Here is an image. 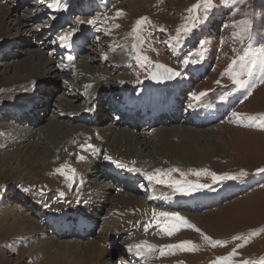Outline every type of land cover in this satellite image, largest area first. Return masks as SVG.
<instances>
[{"label":"rangeland","instance_id":"rangeland-1","mask_svg":"<svg viewBox=\"0 0 264 264\" xmlns=\"http://www.w3.org/2000/svg\"><path fill=\"white\" fill-rule=\"evenodd\" d=\"M83 1L64 0L61 3V0H45L43 6L44 8L47 6L49 11H51L50 17L56 16L58 18V16L65 14L67 16L70 8L77 7L81 9L79 5L83 4ZM98 1V5L102 3L108 4L97 6L98 8L94 13H88L83 17H80L79 14H74V16H77L72 27L79 31V26L85 23L81 19L86 18L88 21H94V23H86L85 25H91L92 28L97 30L99 28V31L102 29L100 31L101 36L108 31H110V34L104 38L102 43L99 41L91 43L90 41L84 54L74 65L76 67H73L68 72H60L61 76L66 79L64 83L69 85V83L85 82L83 68L80 66L81 61L86 60V69L88 68V71L86 70L84 74H94L93 77H96L95 89L87 90L89 93H93L90 94L92 99L95 98L99 101L101 96L111 90L121 93L129 92L139 109L144 105L157 107L159 101L158 105H163L167 103L165 102L167 99L171 98L170 107L176 108L181 104L179 112H182L181 117L170 118L163 122H159V118L157 119L154 116L153 121L156 119L157 121L151 126L150 130L146 128L147 124L149 126V122L147 124L144 122L145 128H133L135 130L134 134L138 133V129L139 131L141 130L140 134H145V137L141 138V140H144L141 144L135 143V139L132 144L134 148H138L137 150L135 149V155H139L138 158L145 157L143 160H135L134 163L137 168L142 170L136 172L139 178L142 179V183L147 184L148 190L142 188L141 191H138L136 190L137 186L133 185L130 190L127 189V194L131 193L136 197V199L133 198V205L118 212H116L119 210L117 205H114L115 208L112 207L115 213H121L117 227L122 228L125 223L131 224L125 227L128 233L126 237L124 235V240L118 244L120 247L116 248L117 252L112 251V259L107 264H141V259L138 260L135 255L133 256L134 253L137 254V249L133 252L130 251L133 254L127 252L129 245H136L141 242L156 246L151 250L148 249L147 245L143 247V252L146 250L148 254V263L142 262V264H162V258H164L163 262L165 264H212V261L216 260L217 257L229 254L238 244H242L243 247L236 249L238 254L232 257L233 264H240L243 260L262 264L264 262V171H261V169H264V128L259 125L264 122V83H261V80L264 79V0H212V6L207 8V10L203 7V0H152L150 5L142 6L138 12H130L128 10L129 6L127 3L131 0ZM40 2L42 4L43 0H40ZM90 2L92 3L94 0H90ZM198 2L201 3V7L189 12L188 9ZM74 3L78 5L75 7V5L73 6ZM0 5L1 7L15 8V6L9 5L8 2L0 3ZM118 10L122 11L123 14L117 16ZM60 11H62V14H60ZM26 14L29 18H27ZM33 14L29 11L16 12V16L20 18V21L27 22V25H31L30 29L34 30L32 35H27L23 31V36H26L25 41L29 40L31 47L26 44H13L9 51H5L0 56V62L8 61L4 66L0 67V75L2 73L0 84L7 82L18 84L16 80L12 79L17 76L15 74L24 75L29 71L28 68H25L26 64L23 62L30 64L34 62L35 64L36 55H32L34 58L31 57V62H29L27 58L30 55H26V50H29V52L37 50L44 54L47 59L50 60L51 58L49 52H51L53 46H46L44 49L43 44L40 48L36 43L41 40V32L38 26L45 24L44 28H47L49 21L52 19H45V16L38 12L36 20L43 19L36 22L34 25L37 26H34L30 24V22L33 23L34 21L30 18L33 17ZM16 16L3 19L4 22L0 20V34L5 32L3 37H0V40L7 41V33L10 31L14 34L9 36V38L21 35L17 29H14ZM142 17L147 18V21L140 25L136 31H133L136 28V21ZM77 21L79 22L76 23ZM8 28L10 29L9 31L7 30ZM66 28L63 29V33L61 31L60 34L62 36L66 33ZM185 28L188 31H185ZM16 33H18V36ZM73 35H76V33L74 32ZM21 50L23 52H19ZM114 53H118L121 59L116 58L115 61H112L111 57ZM7 54H13L16 60L9 61L11 57L4 58ZM59 55L61 54H54L56 59L58 58L59 60V66H63L65 65V60ZM143 57H147L148 61L143 60ZM56 61L54 64H49L51 70L47 78V83L51 84L49 85L50 88L54 89L49 95L52 104L49 105V109L44 107L39 109L36 107L37 104L33 108L34 110L38 109L35 112L37 117L42 116L44 118V110L49 114L47 122L40 125L44 127L43 131L45 134L49 133L45 129L49 125L48 121L60 117V112L63 111V108H59V106H63L67 100H70L68 103L78 106H81V104L83 106L87 105L81 99V96H75L78 93H72L73 89L70 91L72 94L68 95V97L65 96L64 88L66 89L67 86L60 84L59 78H56V74H54L59 67H57ZM153 61L165 64L180 73L179 78H176L178 80L175 79L176 82L171 85L173 87L168 85L170 87L167 92L157 93L145 85L147 84L146 81ZM17 63L23 68V71L19 72V68L16 69ZM51 63L53 62L51 61ZM38 65L42 66L40 68L42 72L46 71L44 73H47L48 68H43L42 63ZM230 65L231 70L229 72L227 70ZM248 68L251 69L250 76L246 72ZM6 70L8 73H3ZM242 71L245 74L241 78L248 81L246 87L236 86L232 79L233 74ZM53 74L54 77L50 78ZM29 75L31 76V73ZM35 77L38 81V75H35ZM41 81L42 79H39L35 86L24 91L25 94L28 93L29 95L35 91V96L38 98L37 102H41L45 98L41 93L46 91V88L36 90L41 85ZM188 81H191L189 87L186 84ZM179 84L184 86L185 93L181 96L182 99L178 100L175 89L178 88ZM15 91H2L0 89V97L4 96L5 93L6 96H22L23 92L16 91V94ZM249 91L251 95H249ZM194 93L199 97L198 99H193ZM200 93H205V95L200 96ZM60 94H62V97H60ZM222 96L224 99H221ZM18 99L21 101L20 98ZM72 99H76V101H72ZM77 99L79 100L77 101ZM101 102L102 105H105L100 108V110L102 109L101 117L106 122L102 121L100 124L93 125L84 121L83 123L88 125L86 126L78 122L72 123L69 121L71 116L66 115L61 116V119L56 121L64 120L71 125H82L85 129H83L85 134L87 133L86 129L93 127L97 128L100 133L105 131L106 128L117 126V128L121 129L127 128L125 126L126 123H123V125L118 123L117 113L115 115L109 112L107 102L105 104L103 103L104 101ZM11 103H17V99H13ZM95 104L90 103V108H94ZM214 104H219L220 107L224 104L228 106L224 112L220 111L219 117L208 116L205 118V113L213 109ZM6 110V107L0 108L1 113ZM234 112L244 114L245 118L237 120L232 115ZM194 114L195 118L192 117ZM84 115H86V112ZM165 116H167V113ZM85 117L88 119L90 115L87 114ZM200 117L205 119V121L197 123ZM247 117H253V119H247ZM26 118L29 119L28 117ZM163 118L165 117L163 116ZM208 118H211V120L207 121ZM11 121L12 119H7V117L0 118V264H43L48 256L53 253L48 251L40 254L42 248L35 241L39 235H34L39 230L16 236L20 233L18 230L20 228L19 225L25 224L23 221L19 222L18 225L12 224L16 218L18 219V214H22L19 216L28 214L41 227V230L49 231L54 235L50 225L47 224L49 220L43 218L45 216L39 217L38 215L40 214L34 212L30 208V204L37 203L42 210L47 211L49 215L51 214L50 216L61 217L69 214L72 210H76L80 207L78 203H82V195L76 190L78 176L85 180L87 185H92L95 180L98 183L100 182L103 188L110 187L112 184L105 183V181L102 182L95 170V173L92 170L93 174L92 172H87V174L86 171H84V175L82 174L83 172H79V174L75 167L71 166L73 164L82 166L81 163L76 160L77 156H69V159L66 160L67 154L70 155L71 150L64 151L63 144L60 147L61 151L56 154L57 156L53 157L52 154L48 162L43 164L47 167L38 166L35 168L34 165L36 164L31 165L28 174L23 180L13 179L12 176H8V170L15 165L9 156L13 153L21 152L27 154L31 147L42 140L37 138L42 134L40 126H38L39 131L34 130L33 134L30 131L32 129H27L29 136H23L26 139H23L20 135L13 136V133L9 131L13 127L10 126ZM24 123H26V120H24ZM64 124L63 122L60 123L61 128H64ZM14 125L19 128L24 127L19 123ZM26 125L29 126L30 124L26 123ZM174 127L183 128L182 131L190 130L196 133L186 131V138H184L182 143L179 137H183L184 132L179 137L167 136L171 132L166 134L167 139L172 140L171 143L175 145L174 148L172 144L165 146L163 142H153L157 138L156 134L162 135L161 130L160 133L158 132L159 129L169 130ZM58 132L60 133L61 131ZM41 136L44 140L49 139L44 134ZM79 139L81 137L77 136L75 141ZM72 140V138L67 141L64 140L66 143L64 145L67 146ZM123 140L126 142L125 139ZM85 143L87 144V142ZM155 144L156 146H154ZM183 144H186V149L183 148ZM62 165L68 166L64 169V175L55 171ZM71 169H74L75 172H71ZM172 169H178V171H171ZM157 170L161 173L159 178L168 181V183H158L155 179H148L146 173L155 175ZM203 170H207V172ZM196 172H200V175H196ZM242 172L245 175H241ZM211 173H215L217 176L232 175L237 178L234 180H213ZM125 174L127 176V173ZM173 181H179L184 187L190 184H207L209 187L196 188L194 191H177V185ZM85 182L82 181V183ZM112 186H115L116 190L113 191V194L123 193L117 190L119 186L114 184ZM151 192H157L160 195L159 201L152 202L150 200V203H147L148 208L141 206ZM169 195L176 196V199L184 198L185 201L187 198L198 195L200 197L222 195V199L202 209L191 208L190 203L187 202L181 204L182 208L176 209L168 207L169 202L166 200ZM162 212L179 214L188 223L200 229L201 232L179 224L178 230L174 231L173 235H167L163 231L161 224L176 225L178 222L174 219L166 220L164 217H160L158 214ZM154 213L157 215H154ZM157 221H161V223H157ZM104 222H107V220H102L100 225L96 227L99 230L93 238L80 239V242L92 241V239L95 240L97 238L98 240H96L101 243L98 238L101 232V225L109 227V230L105 232L109 238L113 236L111 234L120 231ZM135 225H141L137 234H134ZM160 227L162 228L161 230L159 229ZM155 228L157 230L151 232ZM253 231L258 234L250 235ZM146 233L154 235H146ZM201 233L211 237L213 240L227 241V243L213 247L208 241L204 240ZM22 236L29 238L31 242L28 244L23 243L25 239ZM234 236H240L241 238L233 239ZM245 238L249 241L247 244L244 243ZM100 239L105 240L106 237L101 235ZM182 241H192L197 246V250L189 251L186 248L182 249L179 247L165 248L163 249V254H161L160 246L179 245ZM13 245L18 250L12 249ZM34 252L37 255L33 254ZM141 256L142 260H144L145 256L139 255V257ZM33 257L38 259L37 263ZM104 262L106 261H103L102 264Z\"/></svg>","mask_w":264,"mask_h":264},{"label":"bare ground","instance_id":"bare-ground-1","mask_svg":"<svg viewBox=\"0 0 264 264\" xmlns=\"http://www.w3.org/2000/svg\"><path fill=\"white\" fill-rule=\"evenodd\" d=\"M151 1L152 0H131L127 3L129 6L128 10L130 12H138L142 6L150 5ZM83 2H84L83 4L87 3L86 8L90 7L91 5H94V2L91 3L90 0L89 1L85 0ZM83 4L79 5V6H81L80 10L86 11V10H83V7H85V5H83ZM76 5H78V4H76ZM16 12H17L16 8L11 9L10 7H6V6L1 7V5H0V20L3 21V19H6L8 17L16 16ZM60 14H62V11H60ZM67 15H69V11H68ZM56 18H57L56 16H52V20H54ZM52 20L50 21V23L52 22ZM14 21L16 22L14 29H17L21 33V35L19 33V35H20L19 37L15 36L14 38H9V36H12L14 33L11 31L8 32L7 33L8 36L6 39L7 41L0 40V54L5 50L8 51L9 48L11 47V45H13V44H26L28 47H31L29 45L30 41L29 40L25 41L26 36H23L24 32H26L27 35L28 34L32 35L34 33V30L30 29L31 25H27V22L25 23V22L20 21V18H18L17 16H16ZM81 21L85 22V23L82 24V22H81L82 25L79 26V31H76L75 27H72V26L71 27L69 26L66 28L65 32L71 31L72 28L75 29L74 32L76 33V35H72L71 38H76V36L80 32H83V31L85 32L87 30V28L89 26H91V25H85L86 23H88V20L86 18H82ZM78 22L79 21H77L76 23H78ZM31 23L32 22H30V24ZM214 23H216V21H214ZM118 28H120V27H118ZM7 30L9 31L10 29L8 28ZM89 30H95L96 31L95 28H90ZM4 33L3 34L1 33L0 37H3ZM62 33H63V30H62ZM97 33H98V36L96 39H98L100 37L101 38L98 40H96V39H94V40L102 43L104 38L109 36L110 31L104 33L103 36H101L99 30H97ZM17 34L18 33H16V35ZM90 35L91 34H89V36ZM31 39H32V37H31ZM32 44H33V42H32ZM40 46H42V44H40ZM23 50H25V49H23ZM19 52H23V51L21 50ZM25 53H26V55H30L27 58V61H29V62H31V57L34 58L32 55H36L35 56L36 58L34 59L35 64H34V62H31V64L23 62L26 64L25 68L29 69L28 73L24 74V75L19 74V73L15 74L17 76L15 78H12V79L16 80L18 84H10L9 82L0 84V87H2L0 89L2 91H15L16 90L20 93L23 92L22 96H21L22 98L20 97V95L6 96L5 95L6 93L4 94V96L0 97V108L6 107V109H7L3 113H1V111H0V118L9 117L8 115L10 114V112L14 111L15 107H17L19 109H23L26 117H28L30 121L35 123L34 126H31V125L27 126L26 123H24V120L14 121L12 119L10 126H13V127L9 130L10 133H13V136L20 135V137H22V138L24 135L29 134V131L27 129H32V130H30L32 134H33L34 130L39 131L38 126H40L44 122H47V118L49 115V114H47V111L44 110L43 111L44 118H42V116L37 117L35 112L38 109L36 111H33V108L35 106L34 102L36 103V100L38 99L35 96V91L33 93H31L30 95L28 93L25 94L24 91L30 87L35 86L36 83L39 81V79H42L41 85H39L36 88V90L38 91V90L46 88V91L41 93V94H43V96H45V98L41 102L36 103V104H38L36 107L39 109L42 107H44L45 109H49V105L52 104V101H50V99H49L50 98L49 95L54 90V89L50 88L49 85H51V84L47 83V78H48L50 70H51V67L49 66V64L50 65L54 64V62L57 60L56 65H57V67L59 66V60H58V58L56 59V57L54 56L55 52H52V53L49 52V55L51 56L50 60L47 59L44 54L40 53L37 50H34L33 52H29V50H26ZM59 53H60V51H59ZM60 56L63 57V59L65 60L64 56L59 55V57ZM8 57H11L9 59V61L10 60H16L15 59L16 57H14L13 54H11V55L7 54L4 58H8ZM116 58L119 60L121 59V57L118 55V53L117 54L114 53L113 56L111 57L112 61H115ZM51 61L53 63H51ZM7 62H5V61L0 62V67L4 66V64ZM40 63H42L43 68H48L47 73H44L46 71L42 72V70L40 69V68H42V66H39V65H38L39 67L37 66V64H40ZM12 64H14V63H12ZM18 64L19 63L16 64V69L19 68V72L23 71V68L20 67ZM80 67L83 68L82 71H83V75L85 77V82L80 81L79 83H76V84L75 83H69V85H67L64 83V81L66 79L63 76H61L60 72L70 71V69H68V67L66 65L59 66L56 69V73L54 72V74H56L55 75L56 78H59V83L60 84L62 83L63 85L67 86L66 89L64 88L65 96L68 97V95H70L72 93H74V94L78 93V95L75 94V96H77V97L81 96V99H83L84 102L87 103V105H85V106H83V104H81V106H78V105L72 104L70 102L68 103V101H70V100H67L63 104V106H59V108H63V111L60 112V117L64 116V115L71 116L69 121H71L72 123L78 122V123L84 124L82 121L80 122V121L73 120V116L80 115V114H83L86 112V115L88 114V115H90V117L88 119H85V121L90 122L93 125L100 124L102 121L106 122L105 120L102 119V117H101L102 109L100 110V108L105 106V105H102V102H101V101H104L103 103L105 104L107 102L108 106L112 107L114 111L118 110L116 113L118 114L117 120H119L118 121L119 124L122 123V120H124L123 123L125 122L126 124H128V123H130L129 122L130 120H134V119L138 120L139 119L138 117H135V118L128 117L127 114H124L122 112L123 108H127V107L135 108V104H127L126 102H121V101L117 102L114 99L115 95L111 96V94L113 92L112 90H111L112 92L110 91L111 93L108 92V93H105L103 96H101L99 101H97V99H95V98L92 99V96L90 94H93V93H89L87 90H90V89L94 90L95 89L94 87H95V78L96 77L95 78L93 77L94 74H87V75L84 74L86 72V70L88 69V68L86 69V60L81 61ZM91 67H93V66H91ZM5 72L8 73L7 70L4 71L3 73H5ZM29 73H31V76L29 75ZM54 74L51 75L50 78H53ZM1 75H2V73H1ZM35 75H38V78H39L38 81L36 80ZM25 79H27L28 81L27 80L25 81ZM7 81H9V80H7ZM33 81H35V82H33ZM31 82H33V83H31ZM175 82L176 81H174L172 84L174 85ZM186 84H187V87H189L191 84V81H188ZM145 85H147V87L149 89H151L157 93L158 92H160V93L161 92H167V91H169L168 88L171 86L170 85L169 87H165L163 89H156V88L149 86L148 84H145ZM171 87H173V86H171ZM178 88L175 89V93H176L177 99L179 100V99H182L181 96L185 92H184V86L182 84H179ZM72 89H73V92L71 93L70 91ZM97 92H100V91H97ZM60 93H61V91H60ZM127 93H129V92H127ZM16 94H17V92H16ZM60 97H62V94H60ZM18 98H20L21 101ZM13 99H17V103H11L13 101ZM78 100L79 99H77V101ZM169 100L171 101V98L167 99L165 101L167 103H165L163 105H158L159 103H157V108H155L153 110V117L154 116L157 117V114L162 115L161 117H158L159 122L167 121L170 118L173 119L175 117H177V118L181 117L182 112L181 113L179 112L180 111L179 107L181 104H179L178 107H176V108H173V106H172L171 107L172 109H168V112L170 111L172 113H170L167 116V118L163 119V116L166 114V112H162V109H163L162 107L164 105H166V106H168V104L170 105ZM63 101H64V99H63ZM72 101H76V99H72ZM90 103L91 104L96 103L95 107L91 109L89 106ZM181 103H183V102H181ZM175 104H177V103H175ZM7 105H9V106H7ZM97 106L99 109H97L98 112H95ZM221 106L222 107H220L219 104L215 105L211 112L209 111V112L205 113V118L210 116V115H212V117H215V116L219 117L220 111L224 112L228 105L224 104ZM10 107H12V108L10 109ZM29 107H30V111L28 110ZM118 107H119V109H118ZM94 114H96V115H94ZM143 114L146 118L147 113L143 111ZM106 115H108V113H106ZM60 117H56L55 120L52 119V120L48 121L49 125H48V127L45 128L49 131L48 134H45L43 131L44 127L40 126L41 127L40 129L42 130V134H44L45 136H48V138H49L48 140H44V138H42V136H41L42 134H41L37 137L39 140L42 139L41 142L37 143V144H35V146L31 147L30 148L31 150L28 151L29 153H27V154H23L22 152L21 153H13L12 155L9 156L14 161L13 163H15V165L12 166L8 170L9 171L7 174L8 176H12L13 179L23 180L24 177L28 174L29 168L31 165L36 164V165H34L35 168H37L38 166L42 167V168L47 167V166H44L43 164L45 162H48V159H50L52 157V154L54 157L59 151H61L60 147L63 144L62 146H63L64 151H66V150L70 151L71 150L70 155L67 154L66 160L69 159V156H72V157L77 156L76 160L78 161V163L79 162L81 163L82 166H78L80 164H77V165L73 164L71 166V167H75V169L78 173L83 172L82 174L84 175V171H86V173L87 172L89 173V172H92V170L95 173V171L97 172L99 169L114 166L115 169L119 170L124 176H126L125 171L127 172V178L132 181V183H133L132 185H134V184L137 185L136 190L141 191L142 188H144L145 190H148L147 184L142 183V179L139 178V175L137 174V172L135 171V173H134V171H133V173H131L132 171L128 170V168H136V169H139L140 171H142L140 168H137V166H135L134 162H135V160H140V159L143 160V159H145V157L144 158H138L139 155L138 156L135 155L136 154L135 149L137 150L138 148H134V146L132 144L134 139H135V143H138V144H141L142 141H144L143 139L141 140V138L145 137V134L144 135L140 134L141 130L139 131V129H138L137 130L138 133L136 132L134 134L135 130H133V128H136V127H132L131 125H129L130 127L123 128V129L117 128L118 126L112 127V128H106L105 131H102V133H100L97 128L93 127L91 129H86L87 133L85 134L83 132L84 128L82 127V125L81 126L71 125V124H68V122H66L64 120L63 121H61V120L56 121L57 119H61ZM114 117L116 118V116H114ZM192 117L195 118V114L192 115ZM113 120H115V119H113ZM180 120H182V119H180ZM203 121H205V119L200 117L197 120V123H201ZM61 122L65 123L63 125L65 129L61 128V126H60ZM111 122H112V120H111ZM15 123H19V124H21V126H24V127L19 128L17 125H14ZM145 123L147 124V121H145ZM84 125H86V124H84ZM86 126H88V125H86ZM149 126L147 124L146 128H148L150 130L151 129L150 123H149ZM217 127H219V126H217ZM182 129L183 128H178V127H174L172 129H169V130L159 129L158 132L160 133V130H161L162 135L159 136V134H156L155 136L157 138L153 142H159V143L163 142V143H165V146L172 144V146L174 148L175 145L173 143H171L172 140L167 139V136L173 135V136L179 137V135L182 132H184L183 137H179V140L182 143L184 141V138H186L185 137L186 131H189L190 133H196V132H191L190 130H183L182 131ZM58 131H61V132L59 133ZM73 131H75V132H73ZM71 132H73V133L71 134ZM169 132H171V134L166 136V134H169ZM116 134L118 135V137ZM192 135H194V134H192ZM10 136H12V135H10ZM34 136H36V135H34ZM77 136L81 137V139L75 141ZM18 138H19V136H18ZM70 138L73 139L72 142H70L69 144H67V146H65L64 140L67 141ZM23 139H26V138H23ZM123 139H125L126 142ZM165 139H166V141L164 142ZM17 141H18V139H17ZM84 142H87V144L86 143L84 144ZM156 144H158V143H156ZM156 144L154 146H156ZM89 145H91V147H88ZM183 148L186 149V144H183ZM77 150H79V152H77ZM74 154H77V155H74ZM80 157H83V159H80ZM106 157H111L112 159L111 160L106 159ZM171 159H174V158H171ZM114 160L122 162L123 164L127 165V167L126 168L117 167V165L115 163H113ZM37 161L40 163L37 164L38 163ZM121 169H124L125 171L123 172ZM93 172H92V174H93ZM128 174H129V176H128ZM82 181L85 182V180H82V178H80L78 176L77 177L78 186H77L76 190L80 192V195H82V201L81 202L83 203V207L81 209L75 211L76 217L84 218L85 220L89 221L93 225V227H95V228L100 225V222L102 220H107V222H104V223H106L107 225L112 226V228L114 227L116 229V227L118 225V214L119 213L118 214L115 213V211L112 210V207L115 208L114 205L118 206L119 210H117L116 212H118L120 210H124V209L133 205V202H134L133 198L136 199V197L134 195H132L131 193L127 194L126 191H124L123 193L117 192L118 194L115 195V193L113 194V191L115 190V186L113 187L112 185H110V187L103 188L100 185V182L98 183V181H96V180L92 183V185H87L86 182L82 183ZM159 196L160 195H158L157 192H151L150 195L146 197L145 202L142 203L141 206H145L148 208L149 206L147 205V203H150V200L152 202H158ZM175 197L176 196H173V195L168 196V198L166 200L169 202L168 207H173V208L179 209V208L183 207L181 204H185V202H187V203H190L189 205L191 208H201V207H205V206L210 205V204H214L216 201L222 199V195H218L216 197H212V196L200 197V195H198V196H192L191 198H187L186 201L184 198H177L176 199ZM162 202H165V201H162ZM135 205H136V203H135ZM1 206H3V205L1 204ZM30 208L34 212H36L42 216H45V217H43L45 219L50 220L52 218H56V219H61V220H72L73 221L70 214H68L67 216H62V218H60V217L58 218V217H54V216L51 217L50 216L51 214L49 215L47 211L42 210L38 206L37 203L30 204ZM144 209H146V208H144ZM13 214H14V212H13ZM19 215H22V214H18V216H17L18 219L16 218L12 224L18 225V223L22 222V221L25 222V224L19 225L20 228L18 230L20 231V233H18L16 236L21 235L23 233L33 232V231L35 232V230H39V232H36L34 235H39V237L36 238L35 241L37 242L38 246H40L42 248V252L40 254H43V252H48V251H51L53 253V254L48 256L47 260L45 262H43V264H94V263H99V264L101 263L102 264L103 261H106V262H104V264H107L108 261L112 259L111 258L113 256L112 251H114L113 249H115L116 247L109 248L105 245V242L110 239L105 234V232L109 230L108 226L101 225V232H100L99 237H98L101 243H99V241H97L98 240L97 238H96L97 240L92 239V241L80 242V239L75 238L74 236H64V237L60 238V237H57L55 235H52L49 231H48L49 232L48 233L45 230H41V227L28 214L27 215L23 214V216H19ZM12 217H13V215H12ZM2 219H4V218H2ZM44 232H45V234H44ZM151 232H153V231H151ZM139 233H141V232H139ZM101 235H104L106 237V239L101 240L100 239ZM146 235H154V234L146 233ZM22 237L24 238V236H22ZM24 239L25 240H23V243L28 244L31 242V240L29 238H24ZM146 239H147V237H146ZM12 249L18 250V248H16L14 245L12 246ZM128 250H129V248H128ZM134 250H135V248H133V250L131 252H133ZM39 252H38V254H39ZM115 252H117V250ZM33 254H36V253L34 252ZM142 255L145 256V259L142 260V262L148 263L147 251L145 250ZM30 257H32V256H30ZM30 257H28V258H30ZM33 258L36 259V263H37L38 259L36 257H33ZM163 260H164V258L161 259V262H162V264H165V262H163Z\"/></svg>","mask_w":264,"mask_h":264},{"label":"snow or ice","instance_id":"snow-or-ice-1","mask_svg":"<svg viewBox=\"0 0 264 264\" xmlns=\"http://www.w3.org/2000/svg\"><path fill=\"white\" fill-rule=\"evenodd\" d=\"M51 6V5H50ZM212 6V0H203V7L207 10V8L211 7ZM201 7V3H197L195 5H193L191 8L188 9L189 12H192L194 10H197L198 8ZM122 11H119L117 12V16L119 15H122ZM147 21V18L145 17H142L140 18V20H137L136 21V28L133 29V31H136L140 25H142L143 23H145ZM88 23H94V21H88ZM185 31H188L187 28L184 29ZM74 29L71 30V31H68L66 32L63 36L60 37V40L64 41V42H68L70 40V38L72 37V35L74 34ZM175 39V38H174ZM135 47V46H134ZM241 59H243V57H241ZM143 60L145 61H148V58L147 57H143ZM185 63H187V61H185ZM155 71H153L151 73V76L150 78L151 79H154V80H166V79H172L174 76H179L180 73L179 72H176L174 71L173 69L171 68H168L167 66L165 65H162V64H156L155 65ZM163 69V71L161 72L160 70ZM231 70V65L229 66V69L227 71L230 72ZM247 72V75H251V69L248 68L246 70ZM245 74L244 71L242 72H239V73H235L232 75V79L235 83L236 86L238 87H246L248 85V81L242 79L241 77ZM261 83H264V79L261 80ZM200 96H203L205 95V93H200L199 94ZM249 95H251V92L249 91ZM199 97L194 93L193 94V99H198ZM221 99H224V97L222 96ZM191 107V105H190ZM233 117H235L237 120H241L243 118H245V115L242 114V113H232ZM247 119H253V117H247ZM260 127L264 128V122L260 123L259 125ZM88 147H91V145H89ZM80 159H83V157H80ZM106 159H112L111 157H106ZM113 163H115L117 165V167H120V168H126L127 165L119 162V161H113ZM68 166L67 165H62L60 168H57L55 171L60 173L61 175H64V169L67 168ZM129 171H140L139 169H136V168H128ZM171 171H178V169H172ZM205 172H207V170H203ZM261 171H264V169H261ZM71 172H75L74 169H71ZM196 175H200V172H196L195 173ZM147 177L149 180H157L158 183H168V181L164 180V179H160V175L161 173L159 172V170H157L156 174L153 175V174H148L146 173ZM181 175H183V173H181ZM212 177H213V180H225V179H230V180H234L236 179L237 177L236 176H232V175H222V176H217L215 173H211ZM241 175H245V173H241ZM71 178V177H69ZM174 184L177 185V191H194L196 188H207L209 187V185L207 184H196V185H188L187 187H184L181 185V183L179 181H173ZM154 215H157L154 213ZM160 217H164L166 220L167 219H174L175 221L178 222V224L176 225H169L168 223H162L161 226L163 228V231L171 236L173 235L174 231L178 230V226L179 224H183V225H186L187 227H191L193 229H195L197 232H201L200 229L196 228L195 225H192L190 223H188V221L184 218V217H181L179 216V214L177 213H159L158 214ZM157 223H161V221H157ZM203 235V238L204 240L208 241L213 247L217 246V245H223L225 243H227V241H221V240H213L211 237L201 233ZM258 233L256 231H253L250 233V235H257ZM241 237L240 236H234L233 239H240ZM249 241L247 238L244 239V243L247 244ZM147 245V242H141L140 244H136V245H129L128 248H129V251H132L133 248L137 249L138 252L137 254L139 255H142L143 254V247ZM148 249L151 250L153 248H155L156 246L154 245H147ZM161 247V254H163V249L164 248H176V247H179V248H186V250H189V251H195L197 250V246L193 244L192 241H182L179 245H163V246H160ZM240 247H243L242 244H238L236 246V248H234L229 254L225 255V256H222V257H217L216 260L212 261V264H233V260H232V257L233 256H236L238 253H237V248H240ZM240 264H256V262H253V261H248V260H243L240 262ZM262 264H264V262H262Z\"/></svg>","mask_w":264,"mask_h":264},{"label":"water","instance_id":"water-1","mask_svg":"<svg viewBox=\"0 0 264 264\" xmlns=\"http://www.w3.org/2000/svg\"><path fill=\"white\" fill-rule=\"evenodd\" d=\"M156 64H162V63H160L158 61H153L152 62L151 71H150V74H149V76L147 78V84L150 85L153 88H156V89H163V88L167 87L168 85H170L178 76H174L172 79H166V80H154V79H151L150 76H151V73L156 70L155 69V65ZM162 65H164V64H162ZM168 68H171V67H168ZM171 69H173V68H171ZM173 70L178 72L175 69H173ZM160 71L162 72L163 69H161Z\"/></svg>","mask_w":264,"mask_h":264}]
</instances>
